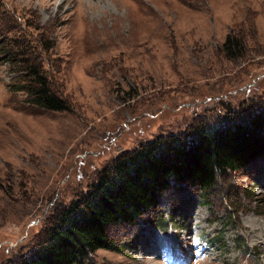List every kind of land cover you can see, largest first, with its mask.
<instances>
[{
	"label": "rangeland",
	"instance_id": "obj_1",
	"mask_svg": "<svg viewBox=\"0 0 264 264\" xmlns=\"http://www.w3.org/2000/svg\"><path fill=\"white\" fill-rule=\"evenodd\" d=\"M228 38L243 49L232 59ZM23 60L67 111L27 102ZM263 99L264 0H0V264L28 254L121 154ZM261 167L217 179L205 203L171 190L164 227L155 214L110 226L116 249L89 264H264Z\"/></svg>",
	"mask_w": 264,
	"mask_h": 264
},
{
	"label": "trees",
	"instance_id": "obj_2",
	"mask_svg": "<svg viewBox=\"0 0 264 264\" xmlns=\"http://www.w3.org/2000/svg\"><path fill=\"white\" fill-rule=\"evenodd\" d=\"M242 51L240 40L228 38L221 52L232 59ZM20 71L24 83L20 91L28 103L47 111L68 110L66 101L52 92L34 61L23 60ZM251 108L246 115L229 110L223 119L200 122L188 133L161 137L121 154L85 193L55 212L42 241L14 264H89L98 250L116 249L108 237V227L135 226L149 215L154 221L161 197L171 190L173 199L182 197L178 202L186 198L207 202L217 179L244 172L264 156V99ZM263 169L259 168V174V170L253 172L254 184L264 175ZM186 184L195 190L180 195ZM155 219L164 227L162 215ZM219 239L211 243L217 244Z\"/></svg>",
	"mask_w": 264,
	"mask_h": 264
},
{
	"label": "bare ground",
	"instance_id": "obj_3",
	"mask_svg": "<svg viewBox=\"0 0 264 264\" xmlns=\"http://www.w3.org/2000/svg\"><path fill=\"white\" fill-rule=\"evenodd\" d=\"M147 227H148V226H147ZM147 227H146V229H145V231H146V233H145V237H147V236L149 235V233H151V232L153 231V230L150 231V229H148ZM139 240H141V238H140Z\"/></svg>",
	"mask_w": 264,
	"mask_h": 264
}]
</instances>
